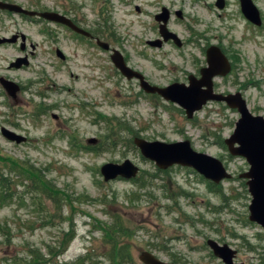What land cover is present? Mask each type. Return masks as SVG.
<instances>
[{"label": "rangeland", "instance_id": "obj_1", "mask_svg": "<svg viewBox=\"0 0 264 264\" xmlns=\"http://www.w3.org/2000/svg\"><path fill=\"white\" fill-rule=\"evenodd\" d=\"M5 1L33 11L52 10L57 2ZM76 1L86 6L88 18H95L101 5L108 8L130 66L152 85L199 77L207 66V48L220 46L235 66L227 77L215 79V91L242 89L252 114L264 116V0H253L262 14L260 27L244 16L240 0H225L223 9L217 0ZM163 7L171 12L168 28L184 43L181 48L148 43L161 38L155 16ZM53 30L0 10V36L22 32L32 43L30 64L21 69L10 68L25 56L20 42L0 47V80L20 86L15 103L0 83V184L8 185L11 197L0 200V264H112L110 254L121 245L129 246L133 258L126 264H143L144 251L175 264H224L209 240L236 250V262L264 264V229L249 219L252 197L240 178L250 165L225 144L240 114L211 101L188 119L179 105L147 94L109 61L103 62L110 68L103 72L90 69L84 57L61 64L53 52ZM2 127L27 142L8 141ZM135 137L189 140L194 150L220 159L233 177L216 185L192 168L160 170L142 156ZM90 138L99 141L89 144ZM127 159L140 168L138 178L105 182L101 167ZM27 165L40 171L47 187L32 183ZM115 224L124 231L111 240L102 228L109 231Z\"/></svg>", "mask_w": 264, "mask_h": 264}, {"label": "water", "instance_id": "obj_2", "mask_svg": "<svg viewBox=\"0 0 264 264\" xmlns=\"http://www.w3.org/2000/svg\"><path fill=\"white\" fill-rule=\"evenodd\" d=\"M240 3L244 16L254 25L261 26L263 23L262 14L253 0H240ZM216 5L223 9L226 1L217 0ZM0 10L30 17L38 15L50 21L57 19V14L53 12L39 13L28 10L19 4L2 0H0ZM179 15L181 16L180 13ZM156 20L160 23L162 40L150 42V45L161 47L164 42L172 40L178 46H182V40L178 35L168 29L170 11L167 8L162 9V12L156 16ZM64 21L76 29L71 21ZM19 38L22 40L21 49L24 51L26 35L23 33L21 35L16 34L11 38L0 36V46L16 44ZM116 55L118 56L113 57L114 64L127 79H138L146 93L158 94L166 101L179 105L185 110L188 119H193L195 114L211 101L223 102L240 114L235 131L229 138L225 139V144L232 156L245 158L250 165L249 170L241 174L240 178L246 180L252 197L249 206V219L264 229V116L252 114L241 92L230 94L215 92L214 79L226 77L232 70L231 62L223 50L218 45H212L207 49V66L201 69L200 78L191 75L188 85L173 83L166 87L150 84L142 73L127 66L120 53ZM29 64L30 61L26 55L12 62L10 68L21 69ZM0 83L15 103H18L20 86L5 78H2ZM1 133L10 142L17 144L27 142V137L6 127L1 128ZM88 143L96 144L97 139L90 138ZM134 143L140 149L142 156L154 162L161 170H168L174 166L192 168L205 179L217 185L233 177L220 159L194 150L189 140L169 143L158 140L148 141L137 137L134 139ZM139 172L140 168L129 159L122 163L109 162L101 167V174L105 182L117 179L134 180L138 177ZM208 245L213 250L214 255L221 259L224 264H238L234 261L237 253L228 244L221 245L214 240H209ZM139 258L143 264H175L158 258L150 251H144Z\"/></svg>", "mask_w": 264, "mask_h": 264}, {"label": "flooded vegetation", "instance_id": "obj_3", "mask_svg": "<svg viewBox=\"0 0 264 264\" xmlns=\"http://www.w3.org/2000/svg\"><path fill=\"white\" fill-rule=\"evenodd\" d=\"M85 7L86 6L81 5L80 2L76 1V0H57L56 4L52 10L44 9V10L36 11L39 13L53 12L54 14H57V19L55 21H50V20H48L44 17H40L38 15L33 16V17L26 16V15H22V16L28 17L32 20H36L40 24H47V25L53 26V28H54V30H53V44H54L53 52H54L58 62L61 64L68 62L71 58L84 57L89 62V64H90L89 68L90 69L94 68L95 70H98L100 72L106 71L107 69H110V68L108 66L103 65V62L109 61L111 63V68H113L114 70L119 71L121 73V71L116 67V65L114 64V61H113V57H115V56L117 57L118 55H116V54L120 53L122 55L124 61L126 62L127 66L134 69L133 67L130 66L128 55L123 48L124 43H123V38L121 37L120 27H117L114 24L109 23L110 17L107 13L108 8L105 7L104 5H101V9H100L98 14H95V18H88V16H86L85 13L83 12ZM163 8H166V7H163ZM136 10L138 12H140L139 7H137ZM180 14H181V16L179 15V17L183 18V12H180ZM156 16H155V19H156ZM170 18H171V12H170ZM64 20L71 21L72 25H74L76 27V29H73L72 27L67 25V23ZM159 31H160V24H159ZM16 34L21 35L22 32H17ZM62 34L65 35L64 38H61ZM160 36H161V34H160ZM156 40H162V36L160 39H156ZM156 40H154V41H156ZM18 42H20V48H21L22 40L19 38ZM70 42L74 45L73 48L70 46ZM150 42H153V41H149L148 42L149 45H150ZM170 43L175 44L174 41L170 40L168 42H164L161 47H163L164 44H170ZM31 45H32V43H30L28 45V38L26 37V48L23 51L25 56L26 55L30 56L31 52L28 51V46L31 47ZM175 45L177 47L181 48L184 46V43L182 42V46H178L177 44H175ZM2 46H4V45H2ZM150 46H152V45H150ZM35 47L37 48L38 45H35ZM152 47H154V46H152ZM161 47H157V48H161ZM21 51H22V49H21ZM223 52H224V50H223ZM33 55H34V52L31 56H33ZM230 62L232 65V70L229 74H231L233 72V68L235 66L232 61H230ZM134 70H136V69H134ZM136 71H138V70H136ZM138 72H140V71H138ZM199 74H200V72H199ZM190 76H189V78H190ZM200 76H201V74L197 78H200ZM221 78H224V77H221ZM134 79H131V80H134ZM215 79H214V88H215ZM135 80L139 81L138 79H135ZM146 80H147V78H146ZM139 83H140V81H139ZM173 83H181V84L188 85L189 79H188V83L179 82L178 80L173 81L171 84H173ZM241 91H242V89H240V91H238V92H241ZM150 95H158V94H150ZM98 141L99 140L97 139V143H98ZM87 142H88V140H87ZM96 144H94V145H96ZM207 244H208V242H207ZM236 253H237V251H236ZM213 254H214V252H213ZM236 258H237V254L234 258L235 262H236ZM236 263L244 264L243 262H240V263L236 262Z\"/></svg>", "mask_w": 264, "mask_h": 264}, {"label": "trees", "instance_id": "obj_4", "mask_svg": "<svg viewBox=\"0 0 264 264\" xmlns=\"http://www.w3.org/2000/svg\"><path fill=\"white\" fill-rule=\"evenodd\" d=\"M5 1V0H4ZM18 166H19V164H17ZM27 167H28V165H27ZM26 169V171L28 172V174H30L31 175V181H32V183L34 184V185H37V181L39 182V184H42V185H44V186H46L47 187V183H46V180H45V178H42L41 176H40V171L37 169V168H35V167H28V168H25ZM20 173V172H19ZM11 173H9V174H7V176L9 177V175H10ZM7 177V178H8ZM7 178H4L3 180L4 181H6L7 180ZM212 187H214L213 185H212ZM34 188L37 190V188L34 186ZM0 190L3 192V193H5V195L4 196H2V197H0V200L2 201V202H7V201H9V199L11 198L10 196L9 197H7V194H8V191L10 190V188L8 187V185L7 184H0ZM220 191H222L221 190V187H220V189H219ZM42 193H46L44 190L42 191ZM223 196H224V194H222ZM116 222H120V221H118V220H116ZM116 226H118L117 228H113V229H111V230H107L106 231V229H104V228H102V230L105 232V234H106V236H108V237H110V238H112L111 240H114V235L115 234H122V232L124 231V228H123V226L122 225H120V224H115ZM110 229V228H109ZM73 231V230H72ZM116 244V241H114V245ZM116 252V255L115 254H110V258H111V260H112V264H126L127 262L128 263H130V262H132L133 261V258H132V256H131V253H130V251H129V246H126V245H121V246H119L117 249H115V251L113 252V253H115ZM33 260H34V258H33ZM32 260V261H33ZM37 260H39V261H41L42 260V258L41 257H37ZM38 261V262H39ZM42 264H48L47 262H44V263H42Z\"/></svg>", "mask_w": 264, "mask_h": 264}]
</instances>
